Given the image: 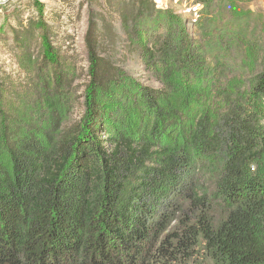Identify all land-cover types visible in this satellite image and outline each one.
I'll return each instance as SVG.
<instances>
[{"label":"trees","instance_id":"obj_1","mask_svg":"<svg viewBox=\"0 0 264 264\" xmlns=\"http://www.w3.org/2000/svg\"><path fill=\"white\" fill-rule=\"evenodd\" d=\"M222 1L228 19L207 29L135 0L125 30L143 79L101 55L91 27L82 67L42 17L14 33L0 264H264L263 45L240 6L252 0Z\"/></svg>","mask_w":264,"mask_h":264},{"label":"rangeland","instance_id":"obj_2","mask_svg":"<svg viewBox=\"0 0 264 264\" xmlns=\"http://www.w3.org/2000/svg\"><path fill=\"white\" fill-rule=\"evenodd\" d=\"M134 3L135 0H0V67L14 78L22 76L13 35L25 31L31 21L35 23L42 17L54 47L63 55L75 57L79 67L87 54L85 37L91 27L99 53L143 79L147 73L142 70V60H132L129 55V36L125 30V20L130 26L133 23ZM162 3L160 6L173 9L196 24L202 23L207 29H215L229 17L227 4L222 0H162ZM240 6L253 12L251 26L261 39L264 55V0L244 1ZM187 26L192 24L189 22ZM30 36L32 49L36 51V33ZM88 65L83 62V66ZM181 264H202V261L193 259Z\"/></svg>","mask_w":264,"mask_h":264},{"label":"built area","instance_id":"obj_3","mask_svg":"<svg viewBox=\"0 0 264 264\" xmlns=\"http://www.w3.org/2000/svg\"><path fill=\"white\" fill-rule=\"evenodd\" d=\"M158 6L163 5L162 0H155Z\"/></svg>","mask_w":264,"mask_h":264}]
</instances>
